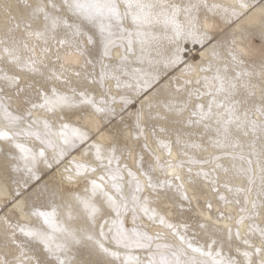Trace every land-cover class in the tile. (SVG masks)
<instances>
[{
  "label": "snow or ice",
  "instance_id": "6c2138e0",
  "mask_svg": "<svg viewBox=\"0 0 264 264\" xmlns=\"http://www.w3.org/2000/svg\"><path fill=\"white\" fill-rule=\"evenodd\" d=\"M201 12L206 13L203 24ZM207 13H222L229 26L236 25L230 41L213 44L214 26ZM0 15L5 18L0 27V148L5 149L0 169L5 171L19 170L22 162L32 174L34 165L46 160L48 148L55 150L60 142L75 147L88 140L92 129L87 123L57 126L55 120L64 119L60 113L88 112L89 119L114 114L107 94L97 100L91 86L103 88L112 80L121 86L120 75L105 64L118 47L124 51L117 68L125 75L130 54L143 62L162 39L172 45L165 66L184 64V72L196 73V87L141 103L127 139L138 143L143 138V154L125 144L135 170L126 163L121 166L119 130L105 144L97 126L100 139L64 169L67 184L86 182L83 193L63 186L38 190L30 212L15 206L21 213L15 224L0 218V264H264V0H232L226 6L215 0H15L0 4ZM244 20L249 28L238 23ZM253 32L261 38L258 48L245 35ZM186 41L204 49L195 66L183 59L191 51L182 46ZM97 64L98 76L87 71ZM140 71L134 69L132 75ZM150 83L145 81L144 88ZM191 83L190 77L184 80ZM4 96L15 101L14 109ZM20 137L39 141L40 151L26 147ZM66 152L60 148V157ZM236 179L241 180L238 185ZM201 184L223 203L219 219L227 221L203 245L176 232L179 245H162L155 243L159 233L153 236L135 226L143 213L173 229L151 202L167 201L169 209L177 205V197L191 203ZM205 203L210 210L212 202ZM108 210L115 213L113 224L131 210L134 227L128 230L121 224L106 234L100 225L97 236L96 225ZM77 246L88 250V258L69 254ZM133 249L146 251V259L133 255Z\"/></svg>",
  "mask_w": 264,
  "mask_h": 264
},
{
  "label": "bare ground",
  "instance_id": "6f19581e",
  "mask_svg": "<svg viewBox=\"0 0 264 264\" xmlns=\"http://www.w3.org/2000/svg\"><path fill=\"white\" fill-rule=\"evenodd\" d=\"M4 2L14 4L15 0H0V4ZM215 2L226 6L230 5L232 0H215ZM253 2L259 4L260 0H253ZM12 14H15V8L12 9ZM205 14L206 13L204 12L200 13L201 24L204 22ZM207 15L209 17L208 22L214 26L213 34L216 39L213 40V44L224 38H227L230 41L236 25L232 24L229 26V22L223 18L222 13L216 15L207 13ZM4 23L5 18L3 15H0V27H3ZM238 23H242L245 28L250 27L246 20L238 21ZM245 35L248 36V41H250L253 46L256 48L259 47L261 38L258 32H253L251 35L245 33ZM182 46L186 50L191 49L190 52L186 51L183 54V59L188 64L194 66L198 64L201 60V53L204 51L202 46L198 43L193 44L191 41L182 42ZM171 48L172 45L169 41L162 39L150 52L145 53V59L143 62H140L130 54V59L128 61L129 67L124 70L127 71L128 75H125L123 71H120L117 68V65L119 64V56L123 53L124 49L119 47L115 49L111 57L105 59V64L108 65L109 70H116L117 74L120 75L121 86L119 88L116 87V82L114 80L109 81V83L103 88L99 84L91 86L92 94L96 96L97 100L101 99L102 94H107L106 99L108 100L109 106L114 109V114L108 116L97 114L94 119H89L88 112L71 110L60 113V116H63L64 119L61 121L57 118L55 120L57 126L61 123H69L71 126H83L87 123L92 129L88 140L84 144L78 142L75 147H69L60 142L59 147L55 150L48 148L46 160L40 159L34 165L32 174L26 172L22 167V162L19 170H14L11 167L6 171L0 169V218L6 217L8 218L9 223L15 224L21 219V213L15 206L21 204L25 208L26 213L30 212L31 205L35 200L34 194L38 190H56L63 186L66 189L77 188L79 192L83 193L86 182L81 179L71 185L67 184V182L63 181V175L65 174L64 169L69 166L73 158H79L84 149L90 147L100 139L99 135L96 133L97 126L104 132L105 139L103 142L105 144L110 143L119 130L120 134L117 146L124 152V157L121 159V166L126 163L130 168L135 170L133 157L128 154L125 144L127 143L129 147H135L138 154H143L141 153L144 143L143 138H141L138 143L134 138L130 140L127 139L129 130H132L133 132L135 130V113L140 109L141 103L143 102L146 104L149 97L153 99V102L165 98H171L172 96L177 95L176 90L178 88L196 87L195 71L191 73L184 72V64L171 67L165 66V59L170 54ZM217 51H220V49L218 48ZM136 55H139V51H137ZM208 55L209 57L211 56L210 51ZM203 66L206 67V63ZM134 69H142V71L137 72L135 76H133L132 72ZM87 71L98 76L100 73V66L97 64L93 69V67L89 65ZM182 73H184L183 76ZM189 77L191 78L192 83L185 85L184 80ZM145 81L151 82L148 88H144ZM180 94L186 95L183 92ZM0 95L3 94L0 93ZM122 97L127 98L130 102L125 104L121 99ZM4 101L5 103L11 104L13 109L16 107L15 101H9L7 96H4ZM131 104L134 105L131 106ZM145 111H148L147 107H145ZM78 117L82 118L78 119ZM151 124L152 121H149L147 126L148 132L151 131ZM19 139L25 143L26 147L33 148L37 153L42 147L39 141L35 139H28L25 137H20ZM60 148H67V152L63 157H60L59 155ZM4 151V148H0V154H3ZM13 151H15V149H13ZM116 155L119 156L120 152H117ZM203 155L207 156V153H204ZM113 167H115V162L113 163ZM100 174V171H98L96 177ZM160 178L163 179V176L161 175ZM240 182V179L233 181V183L237 185ZM259 184L260 178L257 174V188L259 187ZM88 187L90 188V185H88ZM127 190V183L125 181V192H127ZM219 190L221 193L226 192L223 188ZM171 194L172 193H170V195ZM228 195L229 198H233L234 194ZM189 196H192L191 189H189ZM196 196L197 198H193L191 203H189V201H180L177 197L178 203L171 209L168 208L169 202L167 201L165 204H159L158 201L151 202L150 207L156 208L161 215L165 216L168 223L174 226L171 230L166 226L161 225L158 219L155 222L150 221L147 216L143 215V213L138 214L135 226L139 230L146 231L153 236L159 233L161 239L155 243L162 245H179L180 241L177 235H173L174 232L177 234H183L194 244L203 245L208 239V235L216 229H223L227 221L219 219L220 210H223L224 205L222 202H218V197L212 193L210 188L201 184L198 187ZM206 200L212 202V208L210 210L207 208L205 203ZM209 217H211V219H209ZM113 219H115V213L108 210L96 225L97 236H99L100 233V225H105L104 232L106 234L109 232V229H111L112 232H115L121 224L128 230H131L134 227L131 210L122 213L117 224L112 223ZM105 221H107V224H105ZM201 224H205L206 227L201 229ZM17 235L19 236V232H17ZM223 235L226 239V232ZM2 238L3 232L0 230V239ZM21 239H23V237H21ZM110 239L111 237L109 236L106 242L110 241ZM109 246L111 247L112 245L110 244ZM225 251L227 252V248H225ZM69 254L77 259L88 258V250L79 246ZM132 254L139 256L141 259H146L148 255L146 251L138 249H133ZM9 259H11V257H9Z\"/></svg>",
  "mask_w": 264,
  "mask_h": 264
},
{
  "label": "rangeland",
  "instance_id": "374dc122",
  "mask_svg": "<svg viewBox=\"0 0 264 264\" xmlns=\"http://www.w3.org/2000/svg\"><path fill=\"white\" fill-rule=\"evenodd\" d=\"M134 104H131V106H133Z\"/></svg>",
  "mask_w": 264,
  "mask_h": 264
}]
</instances>
